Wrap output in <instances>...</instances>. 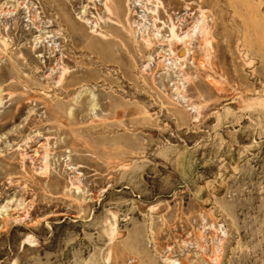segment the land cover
Instances as JSON below:
<instances>
[{"label": "rangeland", "instance_id": "374dc122", "mask_svg": "<svg viewBox=\"0 0 264 264\" xmlns=\"http://www.w3.org/2000/svg\"><path fill=\"white\" fill-rule=\"evenodd\" d=\"M0 264H264V0H0Z\"/></svg>", "mask_w": 264, "mask_h": 264}, {"label": "bare ground", "instance_id": "6f19581e", "mask_svg": "<svg viewBox=\"0 0 264 264\" xmlns=\"http://www.w3.org/2000/svg\"><path fill=\"white\" fill-rule=\"evenodd\" d=\"M171 51H173V53H175L179 57V59H181V60H185L187 58L188 49L186 50V49H184L182 47H179L177 45H172V50Z\"/></svg>", "mask_w": 264, "mask_h": 264}]
</instances>
